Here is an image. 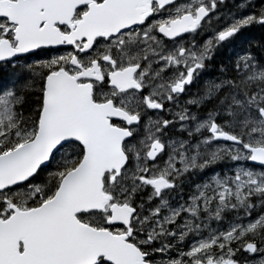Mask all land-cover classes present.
<instances>
[{
  "label": "snow or ice",
  "instance_id": "1",
  "mask_svg": "<svg viewBox=\"0 0 264 264\" xmlns=\"http://www.w3.org/2000/svg\"><path fill=\"white\" fill-rule=\"evenodd\" d=\"M256 28L264 0H0V264H264Z\"/></svg>",
  "mask_w": 264,
  "mask_h": 264
},
{
  "label": "flooded vegetation",
  "instance_id": "2",
  "mask_svg": "<svg viewBox=\"0 0 264 264\" xmlns=\"http://www.w3.org/2000/svg\"><path fill=\"white\" fill-rule=\"evenodd\" d=\"M262 35H264V32H262L260 29L256 28V29L251 30V31L247 34V37H248L249 39H254V40H256V41H259ZM256 50H258V49H256V48L254 47V51H256Z\"/></svg>",
  "mask_w": 264,
  "mask_h": 264
},
{
  "label": "rangeland",
  "instance_id": "3",
  "mask_svg": "<svg viewBox=\"0 0 264 264\" xmlns=\"http://www.w3.org/2000/svg\"><path fill=\"white\" fill-rule=\"evenodd\" d=\"M258 52V50H256Z\"/></svg>",
  "mask_w": 264,
  "mask_h": 264
}]
</instances>
